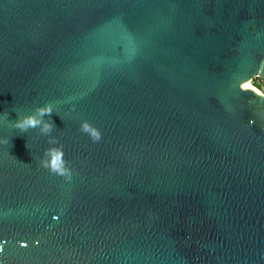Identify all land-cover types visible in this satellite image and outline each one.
<instances>
[{
	"label": "water",
	"instance_id": "obj_1",
	"mask_svg": "<svg viewBox=\"0 0 264 264\" xmlns=\"http://www.w3.org/2000/svg\"><path fill=\"white\" fill-rule=\"evenodd\" d=\"M254 77L264 0H0V264H264Z\"/></svg>",
	"mask_w": 264,
	"mask_h": 264
},
{
	"label": "clouds",
	"instance_id": "obj_2",
	"mask_svg": "<svg viewBox=\"0 0 264 264\" xmlns=\"http://www.w3.org/2000/svg\"><path fill=\"white\" fill-rule=\"evenodd\" d=\"M52 113L53 108L51 103H49L44 107L37 108L35 114L18 119L13 124V127L21 132H27L30 128L40 127L42 133L50 134L54 128V123L44 121L43 117L45 115L51 116ZM81 131L87 133L94 142H99L102 139V132L87 120L82 123ZM0 143L8 145L10 140L5 137L3 140H0ZM49 143H57V141L53 138L49 140ZM44 155L45 158L40 162L44 168L69 180L72 178V170L66 166L67 161L65 160V152L62 145L46 149Z\"/></svg>",
	"mask_w": 264,
	"mask_h": 264
},
{
	"label": "built area",
	"instance_id": "obj_3",
	"mask_svg": "<svg viewBox=\"0 0 264 264\" xmlns=\"http://www.w3.org/2000/svg\"><path fill=\"white\" fill-rule=\"evenodd\" d=\"M255 83L258 84V87H255ZM248 85L257 91V93L264 95V80L258 77H254L248 81Z\"/></svg>",
	"mask_w": 264,
	"mask_h": 264
},
{
	"label": "bare ground",
	"instance_id": "obj_4",
	"mask_svg": "<svg viewBox=\"0 0 264 264\" xmlns=\"http://www.w3.org/2000/svg\"><path fill=\"white\" fill-rule=\"evenodd\" d=\"M242 87H243V88H247V89H250V90H253V91L257 92L256 90H254L253 88H251V87L248 85V81H247V82H245L244 84H242Z\"/></svg>",
	"mask_w": 264,
	"mask_h": 264
},
{
	"label": "trees",
	"instance_id": "obj_5",
	"mask_svg": "<svg viewBox=\"0 0 264 264\" xmlns=\"http://www.w3.org/2000/svg\"><path fill=\"white\" fill-rule=\"evenodd\" d=\"M259 85L255 83V87H258Z\"/></svg>",
	"mask_w": 264,
	"mask_h": 264
}]
</instances>
